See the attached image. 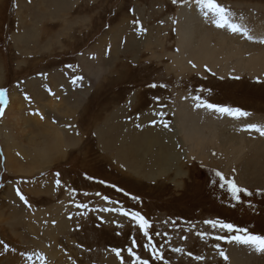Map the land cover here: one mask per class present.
Returning a JSON list of instances; mask_svg holds the SVG:
<instances>
[{"label":"rangeland","instance_id":"1","mask_svg":"<svg viewBox=\"0 0 264 264\" xmlns=\"http://www.w3.org/2000/svg\"><path fill=\"white\" fill-rule=\"evenodd\" d=\"M47 1L40 0L34 5L32 0H0V88L8 90L9 99L4 116L0 117V241L7 244L9 250L0 254V264H33L27 260L28 255H33L35 264H40L35 253L45 256L46 264H121L112 249L121 250L124 264H133L134 257L127 251L129 247L149 264H165V261L168 264H245L248 257L264 264V253L253 247L215 239L236 233L205 223L209 220L231 223L247 229L249 234L264 236V185L257 186L259 182L251 178L252 187L240 183L243 151L233 159L231 152L225 153L213 146L211 155L212 144L205 143L209 151L206 159L198 158L197 153L181 158L183 176L175 178L176 170L171 165L166 176L158 177L156 172L152 174L153 166H148L151 154L161 148L151 142L152 138L156 139L151 136L150 147L142 149L140 146L135 153L145 162L141 165L144 170L137 171L131 166L127 169L126 163L118 161L122 157L118 153L134 146L130 140L140 138L149 116L158 127H163L164 121L169 126L174 125V114L180 106L176 100L179 95L190 115L199 109L192 99L198 95L208 103L235 105L250 113L244 119L255 118V114L257 118L264 117V74H256L259 69H255L254 74L246 70L224 72L220 69L222 66L211 68L202 64L197 70L198 66L183 53L179 61L185 59L188 71L182 72L172 63L171 56L176 55L179 48L178 29L183 31L182 26L196 18L198 22H193V26L203 35L208 29L210 39L218 38L213 35L214 29L226 32L231 40L240 35L216 28L195 7L194 0L191 5L183 0H178L177 4L172 0H67L68 10L54 11L58 15L49 21L44 20L43 15L36 16L38 9L45 14L54 13ZM218 2L229 8L235 21L244 23L250 34L257 23H264V0ZM193 13L196 18H189ZM133 20L140 21L143 32L134 28ZM155 30L160 33L156 34ZM187 34L192 39L201 36L194 30ZM103 38L104 47L98 45ZM113 38L115 41H111ZM129 39L152 45L144 48L145 44L139 42L143 45L139 53L129 51L124 46L127 40L132 42ZM154 42L164 46L160 48L153 45ZM32 44L42 49L34 51V55H22V50L15 48L32 49ZM118 45L119 55L115 61L99 62L100 68L82 70L79 59L97 62L98 54L90 53L100 47V61H106L111 53L109 46ZM134 52L138 56L133 55ZM55 74L62 77L57 80ZM77 75L84 79L73 85L72 80ZM61 81L65 84L59 85ZM152 83L158 87H148ZM76 87L82 97L74 102L70 92H75ZM10 97L19 107L11 105ZM198 115L200 118L196 121L206 124L204 132H223L224 126L216 125L222 115L215 112H199ZM211 116L214 119L210 120ZM112 125L120 127L123 133H119V137L124 134V140L120 138L115 146H106L100 133H106L105 129ZM179 127L183 131L184 124ZM68 128L77 134L73 135ZM65 132L75 139L55 155L51 164L43 169L38 167L37 162L41 163L38 153L46 150L45 139L51 141L55 133L65 135ZM187 133L185 138L179 133L175 137L180 143L178 149L185 155L189 153L185 141ZM245 137L248 136L242 135V141L239 139L243 145H246ZM171 138L173 143V134ZM50 143H47L49 147ZM256 150L252 148V153ZM159 155L161 157L163 152ZM137 163H141L140 159ZM217 172L222 174L223 180ZM255 173L252 169L249 175ZM57 179L61 181L60 187L56 186ZM228 181H234L252 195L241 192L239 201L233 199ZM17 190L27 199V205L17 195ZM77 204H86L87 208H77ZM120 210L139 212L149 221L152 245L163 259L153 256L152 245L145 247L148 238L138 223L121 215ZM177 248L182 251H174ZM220 251L229 257L227 261L220 256ZM197 256L201 259H195Z\"/></svg>","mask_w":264,"mask_h":264},{"label":"bare ground","instance_id":"2","mask_svg":"<svg viewBox=\"0 0 264 264\" xmlns=\"http://www.w3.org/2000/svg\"><path fill=\"white\" fill-rule=\"evenodd\" d=\"M40 0H32V2H35L34 5H36L37 2H39ZM70 1V0H69ZM73 1V0H72ZM48 5L51 7L52 9V12H59L60 10H62V12L60 13H63L65 11L68 10V1L67 0H48ZM42 3V2H41ZM69 3H72V2H69ZM33 5V6H34ZM26 5L24 4V7ZM36 6L32 8V10H35ZM34 12V11H33ZM48 13V14H45L43 13L41 10L38 9V13L36 14L37 17H40L41 15H43L44 17V20L48 19L49 20H55V17L54 16H57L58 14L56 13ZM42 13V14H41ZM59 13V14H60ZM53 17V18H51ZM182 17V16H181ZM189 18H196V14L193 13L192 15H189ZM194 20V19H193ZM43 20L41 21H37V22H42ZM78 21V20H77ZM80 22V21H79ZM195 22H198V18H196L194 21ZM193 22H190V23H186L182 26V28L184 29L183 31L179 28V26L177 28L178 29V33H179V40L177 42V46L179 47L178 48V53L174 56H171L173 58V66L176 67L177 69H180L182 72L184 70H189L187 68V66L184 64L185 62V59H183L182 61H179L182 53L185 54L187 56V59L188 60H192L198 67H197V70H200L198 68H200L199 66H201L202 64H207L209 65L211 68H214V66H222L221 71H224V72H228L230 70H235V72L237 73H241L243 72L244 70L248 71V73H251V74H254V70H258L256 72V74L258 73H261V74H264V45L263 44H260L256 41H250V40H247V39H244L243 36H235L233 37V40H231V36L227 35L226 32L224 33H219L217 30L214 29V33L213 35H216V37H218L217 39H210L207 35L208 33V29H206V32L205 34H201L200 30L198 28H195L193 26ZM244 25V23H242ZM67 25V24H66ZM200 25V24H199ZM262 25H264V23L260 22V23H257V26L254 28V30L252 31V35L256 36V37H261V36H264V28H262ZM196 26V25H195ZM258 28V29H257ZM68 29V28H66ZM164 29V28H163ZM196 31L197 33L201 34V36L199 37H195V38H191V36L189 34H187L188 31ZM46 31V30H45ZM156 31V34H159L160 32L158 30H155ZM65 32V31H64ZM125 32V31H124ZM194 33V32H193ZM153 34V33H151ZM130 35V34H129ZM59 36V35H57ZM153 36V35H152ZM156 36V35H155ZM56 37V36H55ZM150 37V35L148 36ZM54 38V37H53ZM57 38V37H56ZM151 38V37H150ZM154 38H158V37H154ZM58 39V38H57ZM55 40V38H54ZM115 41L114 38L111 39V41ZM126 40V38H125ZM129 40H132V42L130 41H126V44H124L125 46V49L129 50V51H137L140 50L139 48L142 47L144 44L142 43V41H133V39H129ZM148 40V39H147ZM164 41V39H162ZM50 41V40H49ZM103 44H101L102 42ZM150 41V40H149ZM56 42V41H55ZM59 42H60V39H59ZM130 42V43H129ZM141 42L143 45H140ZM161 42V41H160ZM58 43V42H57ZM56 43V44H57ZM55 44V43H54ZM107 45L109 44V42L106 43ZM155 42L153 43V45L155 46H158ZM32 49H28L27 47H15L17 50H22L23 53H20L22 55H27V54H33L34 51H40L41 49L38 48V45L36 44H32ZM58 45V44H57ZM60 45V44H59ZM98 45L104 47L106 46L105 45V39L103 38L102 40L99 41ZM110 45V44H109ZM152 44L147 42L145 45H144V48L147 47V46H151ZM162 46L164 45H161V46H158L160 48H162ZM108 47V46H107ZM110 49H109V57L106 59V61H100V47L97 48L96 51H93L91 52L90 54L94 55L95 53L98 54V58L97 56H95V63H90L89 61L86 60V58H81L79 59V62H81V65L83 66L82 70H90V68L92 69H97V68H100V63L99 62H103L104 64H107L109 61L111 60H114L115 61V58H118V55H119V49H120V46L118 45L117 47L116 46H109ZM155 48V47H154ZM95 50V49H94ZM124 50V48L122 49ZM108 51V50H107ZM125 51V50H124ZM123 51V52H124ZM142 51V50H141ZM47 52V51H46ZM108 53V52H107ZM136 52L133 53V55L135 54ZM96 54V55H97ZM34 55V54H33ZM108 55V54H107ZM136 56H138V54H135ZM88 57V56H86ZM130 58V57H129ZM136 58V57H134ZM41 62V61H40ZM27 64V63H26ZM94 65H97V66H94ZM172 65V64H171ZM28 67V66H27ZM103 68V66H102ZM101 70V69H100ZM168 70V69H167ZM178 71V70H177ZM62 72V71H61ZM66 72V71H65ZM64 72V73H65ZM94 72V71H93ZM223 72V73H224ZM83 73V72H82ZM85 73V72H84ZM89 73V72H88ZM87 73V74H88ZM98 73V72H97ZM222 73V72H221ZM233 73V72H232ZM92 75L94 76H97V74L95 73H91ZM64 75V74H63ZM91 75V76H92ZM66 76V75H65ZM69 76V75H68ZM90 76V77H91ZM55 77L58 79H60L62 76L60 74H55ZM54 78V77H53ZM93 78V77H92ZM90 79V78H89ZM0 81H1V77H0ZM96 81H94V83H96ZM60 83V82H59ZM58 83V84H59ZM63 81H61V83L59 85H63ZM39 84V83H38ZM65 84V83H64ZM79 84V82L77 83ZM74 85V84H73ZM56 87V86H55ZM44 88V87H43ZM59 92V91H57ZM70 92V91H69ZM43 94V93H42ZM84 94L86 95L87 92H84ZM70 95H71V99L75 100L76 101H79L80 98L82 97L81 96V93L79 92V90H77V87H76V90L75 92L71 93L70 92ZM68 97V96H67ZM18 99V98H17ZM16 99V100H17ZM70 99V98H69ZM70 101H73L71 100ZM181 102V101H179ZM10 103L11 105L14 107V106H17V102L13 99V97H10ZM183 104V103H182ZM10 109V107H8V110ZM179 109L181 110H178L179 111V115L181 118H184V119H187L185 114L183 113V111L185 113L186 112V109L185 107L182 108V107H179ZM118 110H121L118 109ZM120 112V111H119ZM124 112V111H123ZM126 112V111H125ZM193 118L195 120H197L198 118H200V115L198 114H192ZM15 121L17 120V118H14ZM209 119H214L213 116H211ZM218 121V123L222 124L221 126H224V130L223 132H220V133H217V134H211V143L213 144V146L218 149V148H222V149H231L232 148V144L235 142L233 141V136H232V131L235 129V127L239 126V125H236L235 126V123L237 122H231V121H228L226 118H222L221 120H216ZM239 121V120H238ZM181 125H183L185 123V121H179ZM263 123V122H262ZM71 124V123H70ZM112 124V122H111ZM241 126V125H240ZM240 128V127H239ZM25 129V128H24ZM195 129V128H194ZM69 131H71V133L74 132L73 135L77 134L76 131H72L71 128H68ZM151 130V129H150ZM210 131H213V128H209ZM238 130V129H237ZM240 131V130H239ZM106 133H100L101 135H103L102 139L104 138L105 139V145H111V146H115L116 145V142L119 141L120 138H122V142L124 140V134L122 137H119V133L116 132V128H107L105 129ZM204 131L202 129H199L197 128L195 131L192 130L191 134L190 133V130H188V133H187V137L189 138V140L191 142H193L195 145H197L199 143V137H200V134L199 133H203ZM238 132V131H237ZM241 132V131H240ZM70 133V132H69ZM122 133V132H120ZM242 133V132H241ZM158 134V133H157ZM156 134V135H157ZM164 134H165V140H169L171 139V133L169 132H166L164 131ZM71 134H69L67 136V133L65 132V135H63L62 133H55L51 139V141L49 139H45L44 143H46V150L42 151V152H39L38 153V156L40 158V164L37 162V160H35L38 164V167H41V169L47 167L49 164L52 163L53 159H55V155H59L62 151V149L64 148H67V144L68 142H70V140H74L75 138L73 137H70ZM236 135V134H235ZM239 135V133L237 134ZM243 134H241L242 136ZM159 136V135H158ZM75 137V136H74ZM239 141L240 138L236 137ZM243 138V137H241ZM246 138V137H245ZM134 139V138H133ZM264 139V137H263ZM132 140V139H131ZM130 140V141H131ZM240 141H242L240 139ZM239 143H242L240 142ZM51 142V143H50ZM73 142V141H71ZM138 142H141L145 145L144 142L141 141V139H137L134 141V146H137V147H128V149H123L120 153H118V155H122L121 158L118 159L119 162L122 163V161L124 163H126V168L127 169H131V167H134L137 169H140L142 168L144 170V165H145V162L143 161L142 162V157L141 158H137V156L135 155V153L142 147L141 143L138 144ZM151 142L155 143L157 146H160L159 144V141L157 139H151ZM150 142V143H151ZM164 145L165 144V141H164V137L162 135V141H161ZM262 142V141H261ZM50 143V147L48 146V144ZM150 143L148 142V145H146V148L150 145ZM238 143V142H237ZM247 143V142H246ZM36 146L38 144H35ZM42 145V144H41ZM143 145V146H144ZM247 145V144H246ZM244 145V146H246ZM254 145L257 146L258 148H256L257 150L256 151H253L252 155L249 157V158H255V161H254V167L252 168L253 171L255 170L256 173L254 176H250L249 175V172L252 170V169H246V170H241V177H242V181L241 182H246V183H242L244 186H249V187H252L249 183V179H253V180H257L256 183L259 182V184H256L257 186L259 185H264V144L261 145L260 144V140H259V137L256 136V140L254 141ZM67 146V147H66ZM72 146V144L70 145ZM141 146V147H140ZM248 147H251L250 144L247 145ZM246 146V147H247ZM140 147V148H139ZM168 147V146H167ZM236 148H238L236 145H235ZM234 147V148H235ZM243 147V146H242ZM241 147V148H242ZM52 148V149H51ZM197 149H199V147H196ZM41 150V149H40ZM39 151V150H38ZM205 151V150H204ZM37 152V151H36ZM163 155L161 156V163L162 164H166L169 165L173 158L175 156H177V153L172 151L171 153L167 150H163ZM54 153V154H53ZM234 154V153H233ZM232 154V155H233ZM132 155V156H130ZM231 155V156H232ZM237 155V154H235ZM258 155V156H257ZM157 156V154H156ZM197 156V155H196ZM247 158L246 159V162H248L250 159ZM137 159H140L141 163H137ZM229 159V158H228ZM227 159V160H228ZM143 165V166H141ZM253 165V164H252ZM131 166V167H130ZM172 168V167H171ZM173 168H175V166H173ZM142 170V171H143ZM175 172L176 174L178 175L181 171V169L177 166L175 168ZM160 174H162V176L166 173L164 169H161L160 170ZM141 173V172H139ZM155 175V174H153ZM184 175V174H182ZM178 178V176H177ZM260 180V181H258ZM263 180V182H262ZM181 182V181H180ZM177 183V182H176ZM243 257V256H242ZM246 258V257H245ZM261 258V256H260ZM251 257H248L245 264H252V262H254L253 264H262L260 261H251ZM262 259V258H261ZM233 261V260H232ZM248 261V262H247Z\"/></svg>","mask_w":264,"mask_h":264},{"label":"snow or ice","instance_id":"3","mask_svg":"<svg viewBox=\"0 0 264 264\" xmlns=\"http://www.w3.org/2000/svg\"><path fill=\"white\" fill-rule=\"evenodd\" d=\"M173 4H177L178 0H172ZM183 3L191 5L193 3V0H183ZM195 7L199 10V12L203 15V17L206 20H209L211 23L215 25L216 28L219 29H227L232 34L243 36L245 39L250 41H256L260 44H264V36L256 37L252 34H250V30L243 25L242 23H238L235 21L233 13L230 11L229 8L221 5L218 0H194ZM133 26L134 28L139 31L143 32L144 28L141 25L140 21L133 20ZM195 67V65H192ZM71 67V66H69ZM84 77L81 75H77L73 78L72 83L76 84L78 81H83ZM148 87L150 88H156L158 87L157 84L152 83L149 84ZM159 87H166V85H159ZM50 91V90H49ZM200 91H203L201 89ZM50 94H52L50 92ZM25 99L28 100L29 97L25 95ZM157 101L159 100L158 97L155 98ZM192 99L195 101V107L196 108H206L210 111H213L215 113H219L222 116H228L235 120H240L241 118H247L250 113L240 109V108H232L227 106H218L213 103H208L207 101L203 100L200 96L195 95L192 97ZM9 102L8 99V90L6 88H0V117H3L5 114V108L7 107ZM162 115V114H161ZM43 118V117H41ZM163 126L165 128H168L169 125L166 121L163 122ZM243 131L247 132H255L258 133L261 137H264V125L260 124H247L243 129ZM216 175L221 178V180L224 179L222 174L220 172H217ZM57 176H59V173H57ZM56 186H61V181L57 179L55 181ZM223 187V185H221ZM119 191V189H117ZM228 190L232 194L233 199L239 201V193L243 192L246 195L251 196L252 193L248 192L246 189L240 188L236 185L234 181H228ZM17 195L20 197V199L27 205L28 201L27 199L20 193L19 190H17ZM99 195V194H98ZM105 200H107V197H104ZM133 199H136L133 197ZM77 208H87L86 204H77ZM103 211H114L115 209H102ZM120 214L124 216L130 217L133 221H136L139 225L140 230L142 231L143 235L148 238V244L145 245L147 248L149 245H152V239L149 235V228L151 227L149 221L145 219L144 216H142L139 212H127L120 210ZM206 224L211 225L212 228H221L226 230L228 233H236V235H232L230 237L225 236H216V240H225V242L231 244L233 242L241 245H247L253 247L256 251L264 253V236L261 235H253L249 234L247 229H241L235 227L231 223H223L221 221H205ZM242 233V234H241ZM197 235H200L201 237L204 234L197 233ZM133 246H135L136 242L133 239L132 241ZM0 246H2V249H0V254L3 252H7L9 250V246L5 244L3 241H0ZM152 253L153 256L156 259H163V256L161 253H159L156 250L155 245H152ZM113 252H115L116 256L121 259V264H124L123 257H121V250L120 249H112ZM128 255L130 257H134L133 264H149V261L146 259H141L139 256H136V254L133 252V248H128ZM174 251H182V249H174ZM220 256L223 257L225 261L229 259V257L223 252H219ZM40 261V264H46V257L41 255L40 253L34 254ZM191 255V253H189ZM195 259L199 260L201 257L197 256ZM27 260L33 262L35 264V261H33V255H28ZM165 264H168L167 261H165Z\"/></svg>","mask_w":264,"mask_h":264},{"label":"crops","instance_id":"4","mask_svg":"<svg viewBox=\"0 0 264 264\" xmlns=\"http://www.w3.org/2000/svg\"><path fill=\"white\" fill-rule=\"evenodd\" d=\"M186 98V97H185ZM177 102L180 103V106L179 107H182L186 109V105L184 104L183 102V99H182V95H179L177 96L176 98ZM181 101V102H179ZM185 101H188V98L185 99ZM183 103V104H182ZM234 107H237L235 105H232ZM202 109V110H200ZM178 110H181V109H178ZM199 112H203V113H208V114H213V111H210L206 108H199L197 111H195L193 114H198ZM183 113L185 114L186 118L187 119H184V118H181L180 115H179V111H176V113L174 114V118H175V121H174V125L172 126H169L168 128H165L164 126L163 127H158L156 125V122L154 121V118H153V121L152 120V117L149 116L147 118V120H145V122H149L147 123L146 126H144L141 131H143L141 133V136H139L141 139L142 142L146 143L144 146H142V149L143 147H146V145H148V142H149V139H151L150 137L153 136V137H156V139L159 141V144H160V149H157V147L155 149H157V151H155L153 154H151V159H149L150 161V165H148L149 167L153 166V170L154 172H152V174H155V172L157 173V176L158 177H161L162 174H160V170L161 169H164L166 174L167 172L171 169V165H174L175 168L178 166L180 167L181 169V158L183 157H186L188 158V156L192 153H197V157L198 158H207V156L209 155V151H207L205 148L206 146H204L205 143H211V134L208 133V132H203V133H199L200 134V137H199V143L197 145H195L193 142H191L189 140V138H186L185 141L188 143V154L185 155V152L183 150H180L178 149V146H180V143L178 141H176V135L177 133H179L182 138L184 136L185 138V132H188L187 130H190V133L193 131H195L197 128L199 129H205L206 128V124H203V123H198L192 115H190L189 113H185L183 111ZM211 120V119H210ZM228 121H231V122H236L235 123V126L236 125H239L237 127H235V129L232 131V136H233V141H235L233 144H232V148L231 149H228L226 148L225 150L222 149V148H218L217 150H221V151H224L225 153L226 152H231V155L233 157V159H236V157H238L240 155V153L243 151L244 152V155L242 156L243 159H242V162L241 164H239V167H240V171L241 170H246V169H252L254 167V161H255V158H249V153H252V148H258L257 146H255L252 142L256 139V136L259 137V140H260V144L263 145L264 143L261 142L262 139H261V136L259 134H255V132H247V131H243L242 129L247 125V124H260V125H264V117L263 118H257V115L255 114V118L254 117H250L249 119H240L239 121L238 120H231V119H227ZM179 121H185L184 123V129L183 131H181V128L179 127L180 122ZM113 122V121H111ZM218 122V121H217ZM263 122V123H262ZM110 124V123H109ZM217 127H219V123H216ZM241 125V126H240ZM183 127V126H182ZM240 127V128H239ZM110 128H116V132H118V130L120 129L119 126H116V125H112L110 126ZM195 128V129H194ZM151 129V130H150ZM174 129L176 130V132H174ZM187 129V130H186ZM238 129V130H237ZM167 130L169 133L173 134L174 135V142H170L172 141L173 138L169 139V140H165V134H164V131ZM242 132H240V131ZM238 131V132H237ZM120 132L121 129H120ZM118 132V133H120ZM123 133V132H122ZM158 133V134H157ZM239 133V135H237ZM157 134V135H156ZM236 134V135H235ZM241 134L245 135V136H248L245 138L246 140V144H250L251 145V148L249 149L248 146H244L243 144L239 143L238 138H240ZM159 135V136H158ZM162 135L164 137V141H165V144L167 142L166 145H164L161 141H162ZM263 138V137H262ZM154 139V138H153ZM133 140V139H132ZM131 142H134L132 141ZM184 141V142H185ZM238 142V143H237ZM251 142V143H249ZM183 143V141H182ZM212 144V143H211ZM235 145L238 147L236 148ZM169 146V147H167ZM243 146V147H242ZM137 147V146H136ZM150 147V146H149ZM196 147H199V149H197ZM235 147V148H234ZM242 147V148H241ZM248 148L247 151H245L246 149ZM173 149V150H172ZM213 148V144H212V148L210 149V154L212 155L213 151H212ZM216 149V148H215ZM148 150V149H147ZM163 150H167L169 152H172V151H175L177 152V156H175L172 160V162L168 165V167L166 166V164H162L161 163V157H160V153L163 151ZM205 150V151H204ZM139 151V150H138ZM150 151V149H149ZM157 154V157L155 156ZM237 154V155H235ZM137 156V155H136ZM258 156V155H257ZM246 158H249L250 160L248 162H246ZM152 162V163H151ZM206 162V161H204ZM214 163V160L211 162V164ZM253 164V165H252ZM161 168V169H160ZM219 168V167H218ZM220 170L224 173H227V170L225 168H221L220 167ZM181 173V171H180ZM179 173V174H180ZM166 174L164 176H166ZM177 175L175 173V178L178 176H183L182 174L180 175ZM20 179V178H19ZM20 180H23V179H20ZM239 181L240 183H246V182H241V173H240V177H239ZM262 185V184H261ZM259 185V186H261Z\"/></svg>","mask_w":264,"mask_h":264},{"label":"flooded vegetation","instance_id":"5","mask_svg":"<svg viewBox=\"0 0 264 264\" xmlns=\"http://www.w3.org/2000/svg\"><path fill=\"white\" fill-rule=\"evenodd\" d=\"M218 106H220V105H218ZM228 107L235 108L234 106H228ZM224 118L233 120L231 117H228V116H223V119ZM241 119H244V118H241ZM255 134H258V133H255Z\"/></svg>","mask_w":264,"mask_h":264}]
</instances>
